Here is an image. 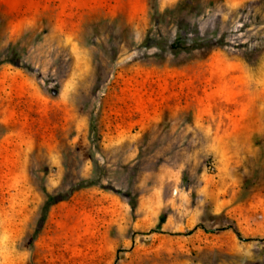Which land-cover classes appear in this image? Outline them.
<instances>
[{"label":"rangeland","instance_id":"obj_1","mask_svg":"<svg viewBox=\"0 0 264 264\" xmlns=\"http://www.w3.org/2000/svg\"><path fill=\"white\" fill-rule=\"evenodd\" d=\"M0 264H264V0H0Z\"/></svg>","mask_w":264,"mask_h":264},{"label":"trees","instance_id":"obj_2","mask_svg":"<svg viewBox=\"0 0 264 264\" xmlns=\"http://www.w3.org/2000/svg\"><path fill=\"white\" fill-rule=\"evenodd\" d=\"M179 10H183V7L179 6ZM239 234V233H238Z\"/></svg>","mask_w":264,"mask_h":264}]
</instances>
